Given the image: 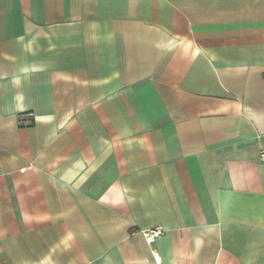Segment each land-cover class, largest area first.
<instances>
[{
    "label": "crops",
    "instance_id": "crops-1",
    "mask_svg": "<svg viewBox=\"0 0 264 264\" xmlns=\"http://www.w3.org/2000/svg\"><path fill=\"white\" fill-rule=\"evenodd\" d=\"M263 153L264 0H0V264H264Z\"/></svg>",
    "mask_w": 264,
    "mask_h": 264
},
{
    "label": "built area",
    "instance_id": "built-area-1",
    "mask_svg": "<svg viewBox=\"0 0 264 264\" xmlns=\"http://www.w3.org/2000/svg\"><path fill=\"white\" fill-rule=\"evenodd\" d=\"M262 155L264 157V153ZM163 231H164V229L162 227H160V226H155V227H152V228L146 230L147 240L149 242H154L155 241V238L158 235L162 234ZM155 255L158 258V253H156Z\"/></svg>",
    "mask_w": 264,
    "mask_h": 264
}]
</instances>
